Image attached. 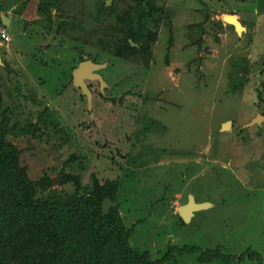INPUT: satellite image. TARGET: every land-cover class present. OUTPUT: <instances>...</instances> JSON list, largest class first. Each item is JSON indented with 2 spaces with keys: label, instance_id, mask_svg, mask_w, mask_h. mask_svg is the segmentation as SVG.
Masks as SVG:
<instances>
[{
  "label": "rangeland",
  "instance_id": "1",
  "mask_svg": "<svg viewBox=\"0 0 264 264\" xmlns=\"http://www.w3.org/2000/svg\"><path fill=\"white\" fill-rule=\"evenodd\" d=\"M41 2L67 21L66 31L40 24ZM130 2L0 0V15L11 22L10 40L0 38L1 111L19 166L36 184L48 175L67 193L76 186H62L63 172L84 186L122 179L123 193L107 199L104 212L119 205L132 246L153 259L171 246H196L201 253L166 264H201L207 251L235 257L229 264H264V119L245 127L264 117V3L156 2L165 13L151 54L116 60L103 46L114 44L117 14ZM225 15L238 16L246 32L238 35ZM71 39L86 61L98 56L106 64L101 75L114 102L87 111L70 84L57 85L56 71L69 73ZM237 78L244 83L234 88ZM189 195L213 206L182 224L178 209Z\"/></svg>",
  "mask_w": 264,
  "mask_h": 264
},
{
  "label": "trees",
  "instance_id": "2",
  "mask_svg": "<svg viewBox=\"0 0 264 264\" xmlns=\"http://www.w3.org/2000/svg\"><path fill=\"white\" fill-rule=\"evenodd\" d=\"M161 1L131 0L126 9L117 14L112 29L114 44L109 46V42L105 43L103 50L116 60H127L134 55L147 58L157 39V33L153 30L165 13V9L156 4ZM258 1L264 3V0H250V4ZM46 4L41 2L37 8L40 24L48 32L55 31L57 34L66 31L67 21L53 15ZM112 8L104 7V10ZM2 17L0 15V27L6 29ZM229 26L234 29L232 25ZM0 38L5 42L1 35ZM74 41L71 39L72 47L66 50L69 73L63 75L61 70L56 71L60 76L57 85L66 87L70 84L73 92L77 91L79 97L86 101L88 111L87 98L73 85V71L86 61ZM92 61L100 64L101 57L96 56ZM235 66L234 72L243 71L241 65ZM243 83L237 78L233 86L238 88ZM87 84L93 94L95 109L103 102H114V99L107 97L112 94L111 89L106 88V93H103L98 81ZM3 103L0 93V264H166L176 255L201 253L196 246H171L162 258L153 259L147 250L133 247L130 242L131 230L122 220L119 205H110L108 211L104 212V202L107 199L117 201L123 193L122 179L104 184L94 179L91 186H84L78 176L63 172L62 186L70 182L76 186L74 192L68 193L53 188L48 175L38 184L32 181L26 168L19 166L18 153L6 138L12 128L1 111ZM44 118L40 125L47 128ZM48 118L56 121L55 115L50 112ZM37 186L40 188L37 189ZM178 218L184 224L179 214ZM234 259L220 251L216 254L207 251L200 255L199 261L209 264L220 260L222 264H229Z\"/></svg>",
  "mask_w": 264,
  "mask_h": 264
},
{
  "label": "water",
  "instance_id": "3",
  "mask_svg": "<svg viewBox=\"0 0 264 264\" xmlns=\"http://www.w3.org/2000/svg\"><path fill=\"white\" fill-rule=\"evenodd\" d=\"M227 18L234 19V21L227 20ZM224 21L227 22L229 25H232L238 35H242V33L246 32V28L244 25L240 22L238 16L236 15H225L224 16ZM2 23L5 27L9 28L10 27V19L7 17L3 16L2 17ZM134 46V44H133ZM2 60L0 57V65H2ZM106 67V64H98L93 61H84L79 64V66L73 71V85L76 87V89L81 90L82 95H84L87 100H88V109L90 110L92 108V101H93V94L88 87L87 82H94L98 81L100 83V90L101 92H104V89L108 88V84L104 80L103 76L98 74V71L102 70L103 68ZM264 119L263 116H257L255 119H253L249 124H247L245 127H251L255 124L261 123V121ZM230 122L225 123L222 126L223 130H227L225 128L226 125H229ZM189 205H195L199 207V209L193 210V212L190 215V218H185L181 212L182 208L188 207ZM213 205L209 202L205 203H195L194 197L192 195H189V200L187 205L182 206L178 209V214L182 218V220L185 223H190L191 219L195 215V213L203 210H207L211 208ZM195 211V212H194Z\"/></svg>",
  "mask_w": 264,
  "mask_h": 264
},
{
  "label": "bare ground",
  "instance_id": "4",
  "mask_svg": "<svg viewBox=\"0 0 264 264\" xmlns=\"http://www.w3.org/2000/svg\"><path fill=\"white\" fill-rule=\"evenodd\" d=\"M227 20H231V21H234V19H230V18H227ZM227 23V22H226ZM225 128L226 129H229L230 128V123H229V125H226L225 126ZM194 197V196H193ZM194 201H195V203H198V202H196V200H195V197H194ZM199 204V203H198ZM187 205V204H186ZM185 206V205H184ZM196 209H199V207H197V206H195V205H189L188 207H185V208H182L181 209V212H182V214H183V216L185 217V218H190V215H191V213L193 212V210H196ZM195 212V211H194ZM200 212V211H199Z\"/></svg>",
  "mask_w": 264,
  "mask_h": 264
},
{
  "label": "built area",
  "instance_id": "5",
  "mask_svg": "<svg viewBox=\"0 0 264 264\" xmlns=\"http://www.w3.org/2000/svg\"><path fill=\"white\" fill-rule=\"evenodd\" d=\"M0 35H1V37L5 40V41H9L10 40V38H9V36H8V34H7V31H6V29L5 28H0Z\"/></svg>",
  "mask_w": 264,
  "mask_h": 264
},
{
  "label": "flooded vegetation",
  "instance_id": "6",
  "mask_svg": "<svg viewBox=\"0 0 264 264\" xmlns=\"http://www.w3.org/2000/svg\"><path fill=\"white\" fill-rule=\"evenodd\" d=\"M101 71V70H100ZM100 71H98V74H100ZM101 75V74H100Z\"/></svg>",
  "mask_w": 264,
  "mask_h": 264
}]
</instances>
